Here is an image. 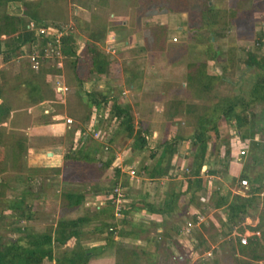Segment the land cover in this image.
I'll return each instance as SVG.
<instances>
[{
	"label": "rangeland",
	"instance_id": "rangeland-1",
	"mask_svg": "<svg viewBox=\"0 0 264 264\" xmlns=\"http://www.w3.org/2000/svg\"><path fill=\"white\" fill-rule=\"evenodd\" d=\"M37 1L41 2V8L46 9L44 14L53 15L55 23L72 24L76 35L79 54L76 72L78 77L87 79L81 87L77 85L72 71L63 69L61 53L58 59H49L47 62H42L41 65L51 66L55 63L56 68L61 69V75L52 77L54 78L53 84L55 81H59L67 90L63 97L57 95L56 99L53 96L52 111L62 113L71 120L70 124H66V119H64V123L69 126L67 135L65 134L68 136L66 137L67 143L69 145L73 143L71 138H74L73 133L78 129H80L78 131L80 134L77 137L80 140L73 146L70 145L72 150L66 144L62 155L63 161L57 167L39 165L31 168L27 166L23 155L21 172L11 173V175L20 174L22 181L20 183L11 181V190L6 192L5 198L17 200L27 191V204L23 209H28L32 218L29 221L19 220L18 216H13L12 212L0 208L1 212H4V218L0 220L2 242L9 239H24L28 233L50 232L52 238L57 237V222L69 221L78 217L91 218L98 206L102 207L106 204L108 198L105 196H109L112 189L119 185H114V182L121 184L122 180H126V187L122 188L119 185L123 195L128 196L125 197V201L121 205L127 206L134 201L137 203V207L141 206L139 203L144 197L142 195L147 194L148 191H150L149 195H154L152 200L158 201L160 196L171 187L174 188L178 183L184 185L185 179L183 178V182L181 172H187L190 162L189 145L176 141L174 143L175 155L173 158L171 157L172 160L167 165L169 177L163 181H158L156 178L150 181L147 177L154 168L158 156L155 146L165 139L171 141L177 135L183 136V138L190 136L196 125L194 115L191 113L197 112L201 107L213 104L215 95L223 97L238 94L247 99V91L254 81L255 70L244 68L238 61L244 60L246 51L264 55V0L261 2L254 0H183L185 5L180 13H168L166 10L160 12L154 6L147 7L145 10L139 4L140 0H34V2ZM206 3L213 6L215 10L236 9L239 10V15L245 14L248 17L242 19L237 17L234 23L228 24L225 28H214L213 38H210L206 31L198 29L199 12ZM54 7L55 9H53ZM20 11L19 8L9 7L6 13L14 17L18 16ZM73 14L76 17L75 20H73ZM190 26H193V29H189ZM159 27L166 28L167 33L164 35L154 34L153 30ZM102 29L106 32L105 37L96 40L94 44L106 57L108 68L105 75L95 76L87 71L89 62L84 56V45L91 33ZM257 38H260V48L256 47L255 40ZM35 45L38 43L36 42ZM232 47L238 54V61L235 67L227 68L225 71L224 79L229 82L227 84L217 83L213 88L214 92H208L202 96L198 92L197 86L186 81L187 74L190 70L195 69V65H202L208 75L220 74V64L225 63L226 59L225 51ZM212 57L217 61L211 60ZM21 67L24 68L23 70L29 71L24 56L13 57L6 62H3L0 56V83L7 82L13 86V83L16 82L13 81L14 75L23 73ZM40 81L49 91L51 80H48L49 85H45L41 79ZM84 91L96 93L109 91V96L116 98L119 106L129 108L133 131L131 138H126L124 131L116 132L118 121L108 120L106 110L94 112L93 109L84 110L78 107V100L85 99ZM73 92L80 97L75 98L72 95ZM15 98L11 94L10 100L16 106L20 105L18 104L19 100L14 101ZM249 113L254 125H263V102L251 107ZM83 115H88L87 122L82 123L78 120ZM162 116H164L163 119L168 118L170 122L167 124L171 125L170 128L163 131L164 136H162V129H159ZM91 123L93 125L91 130L97 132L99 138L91 137V130L88 129V125ZM173 123H176V126ZM257 126H254L253 131L255 137L246 142L239 139L233 123L223 119L217 122V134L207 133L209 170L215 171L214 175L218 178L214 181L213 186L218 189L220 186L237 188L241 192L243 189L238 188L237 182L240 181L239 177L242 175L246 174L252 177L261 174L264 178V129ZM153 132L157 133L156 140L151 137ZM137 133H140V137L143 136V138L147 136L150 146L144 145L140 149L132 147L134 143H137L134 142V139L138 140V138H134ZM107 139H111L112 142L106 143ZM80 145L82 146L81 150L79 149ZM90 146L97 149L94 163L84 164L82 161L73 159L79 157L82 150L84 151L86 147ZM104 146H107L106 151L103 150ZM227 146L233 150L235 148L236 153L239 152L240 147H244V154L235 157L240 173L234 176V182L225 180L230 160L229 157L223 156ZM151 154H153L152 158H150ZM108 157H112V161L109 166L102 169L100 163H103ZM181 157H187L188 161L182 162ZM116 165L120 169L118 171H121L117 177L114 174ZM128 168L135 171L137 178L134 176L131 181L126 178L124 172ZM204 171L200 170L202 176L206 173ZM204 180L206 181V179ZM245 181L248 190L249 182ZM69 190L81 191L83 195V199L77 207H67L66 200L61 196L63 191ZM213 191L216 192V190ZM203 195L206 196L205 193ZM215 198L214 192L208 199L202 198V194L193 195L188 204L189 195L180 197L178 199L180 209L171 216L165 217L163 226L158 229L148 224L151 218L146 216L141 208L140 211L130 214L126 220L142 225L144 233L137 232L128 224L123 225L124 232L130 231L137 234L136 240H132V235L118 237L117 233L121 228L119 222L122 216L115 219V223H112L110 219H104V223L113 224L109 227L112 228L113 238L119 247L115 246L105 250L97 246L100 244V240L105 237L106 232L98 229L100 221H89L81 227L80 235L76 239H70L63 244L54 241L51 250L54 257H59L60 254L70 250L75 243L79 242L82 248L94 254V257L90 258L92 261L90 264H98L95 262L96 259L103 258L114 257L119 261V255L112 256L117 247L127 253L133 252L136 264H179L177 261H171L170 258L169 252L174 251V248L169 246L174 241L181 246L185 253L184 264H264V258L255 262L250 260L249 256L242 257L238 254L231 230L229 231L228 226H222V222L218 221L224 217L223 212L217 213L212 209ZM252 210L247 220L253 219L258 214V211ZM192 215L196 217L195 222L198 218H202L201 225H193L194 229L189 236L180 237L179 230L183 228L185 221L193 220ZM238 227L242 231L244 230L241 226ZM238 227L237 232H239ZM14 228H20L22 232H11V229ZM161 232L163 235H160ZM150 237L149 243H146V238ZM89 246H92V249L88 248ZM144 251L151 254H145ZM208 252L209 257L206 256ZM261 256L264 257V254ZM49 264H53V262Z\"/></svg>",
	"mask_w": 264,
	"mask_h": 264
},
{
	"label": "trees",
	"instance_id": "trees-1",
	"mask_svg": "<svg viewBox=\"0 0 264 264\" xmlns=\"http://www.w3.org/2000/svg\"><path fill=\"white\" fill-rule=\"evenodd\" d=\"M260 1V0H254ZM19 3L21 11L18 16L11 17L6 13L7 6H13L12 4ZM139 4L147 10V7L154 6L157 11L166 10L168 13H180L183 11L185 3L183 0H140ZM55 9V7L53 8ZM46 9L41 8V2L34 0H0V56L3 62L9 61L13 57H26L31 53L34 43L36 41L35 30L39 28H60L68 23H55L53 15H46L44 12ZM239 10H215L213 6L208 3L205 4L204 8L199 12V27L206 31L210 38H213L214 28H225L234 23L235 18H246L248 15H239ZM55 14V13H54ZM73 14V20H75ZM190 23V22H189ZM31 25V29H27V26ZM189 29H193L190 26ZM104 29L98 30L95 33H91L90 38L85 42L84 45V56L87 57L88 73L95 76H103L107 73L108 61L101 51L98 50L94 42L105 37ZM154 34L164 35L167 33L166 28L159 27L153 30ZM159 37V36H157ZM209 38V39H210ZM212 40V39H211ZM212 42V41H211ZM256 47L260 48V38L255 40ZM258 49V48H256ZM59 51L63 57V69H70L73 73L77 85L81 87L87 79L80 78L77 75V65L79 60L78 45L76 43V35L74 31L66 32L60 38ZM23 55V56H22ZM237 53L235 48H228L225 51V63L220 64V74L208 75L205 73L202 65H195V69L190 70L186 76L188 83L197 86L198 92L205 96L208 92H212L214 86L217 83L227 84L229 81L224 79L225 71L227 68H233L238 61ZM26 60V59H25ZM216 60V58H211ZM217 61V60H216ZM47 62V61H45ZM241 62L244 68H253L255 70L254 81L247 91L248 98L244 99L241 95L230 94L223 97H217L215 95V101L208 107H201L197 112L188 114L194 115L195 118V129L187 136H174L171 141H165L158 143L155 148H161L160 156L158 157L154 168L151 170L150 178H166L168 175L167 165L174 154L175 142L176 141H188L190 147L189 159L190 167L187 168L186 173H182L185 178L186 190L192 193L201 188L200 180V168L207 164V144H208V132L217 134V122L223 119L226 122H232L233 127L238 132V137L241 141L252 139L255 137L254 134V122L250 116L249 109L257 103H264V55H256L250 51L245 52V58ZM28 64V63H27ZM23 70L24 68L21 67ZM61 75V69L56 68L55 63L51 66L40 65L38 70L29 71L23 70V73H17L14 75L13 86H10L7 82L0 83V208L12 212L13 216H18L19 220L29 221L32 216L28 209H23L27 204L25 191L24 195H21L17 200H7L6 192L10 189V182L16 181L20 183V173L22 169V158L25 149V138L12 132H6L4 123L10 125V111L14 108L12 105L10 96L13 94L27 106L36 105L42 102L45 95L42 94L41 80L47 76L56 77ZM214 92V91H213ZM85 99H80L77 102V106L84 110L95 111H107L108 120H117L116 132H125L126 138H131L132 127H131V111L127 107H121L117 104V100L114 97L109 96L110 92H83ZM57 99V98H56ZM54 101H52L53 104ZM61 107L59 106V109ZM69 115V113H67ZM250 116V117H249ZM82 123L87 122L88 115H83L78 118ZM263 125H259L260 129H264V117ZM257 126V127H259ZM242 130V131H241ZM134 142L139 141V144L134 143L132 147L140 149L146 145V139L143 136L140 137V133L134 135ZM186 139V140H185ZM111 139H107L106 143H111ZM137 144V145H136ZM233 149L225 147L223 156L229 157V153ZM80 152V151H79ZM97 149L94 146L86 147L82 150L79 157L73 158L75 161H82L84 164H92L95 162L94 155ZM153 154L150 155V158ZM112 161V157H108L103 163H100V167L106 168ZM166 164V166H163ZM115 176H119L121 173L118 169H114ZM14 175H11V173ZM209 174H215V171L209 170ZM240 180H248L249 188L247 190V197L242 198L237 195H233L228 204H225L223 193L217 189L214 194L216 196L214 207L224 208L225 223L224 226H228L229 231L233 227H238L242 220L247 214V210L255 206L258 202V196L264 192V179L262 175L256 174L250 177L249 175H242L239 177ZM245 178V179H243ZM235 178L231 179L234 182ZM126 180H122L121 184L114 182L113 184H119L120 187H126ZM107 194V192H105ZM62 198L66 200V206L69 208L77 207L83 198L81 191H63ZM178 191L175 187H171L168 192L164 195L162 202L158 203L155 207L153 205L140 201L139 207L137 203L132 201L129 205L123 206L120 210L122 216L120 231L117 233L119 237H125L132 235L135 238L137 235L135 232H124L123 225L128 224L136 229L137 232H142V225L132 224L126 219L130 214H134L143 208L145 211L150 213H160L169 215L174 211V205L178 198ZM107 198V196H105ZM127 198L128 196L125 195ZM4 203V205H2ZM262 205H264V197L262 199ZM3 206V207H2ZM1 212V209H0ZM114 212V205L107 202L102 207H98L95 210V214L89 217H78L69 221H59L56 224L57 237L52 238L50 232L45 233H28L26 236L20 239L11 240L6 242L1 241L0 237V264H87L93 254L90 251L82 248L80 243L77 242L74 246L60 254L59 257H54L51 245L54 241L59 244H63L70 239H76L80 235V229L83 225L89 221H100L99 230L106 232L103 238L106 247H110L114 244L113 232L107 231L110 228L108 223H104V219H110L112 221ZM4 212L0 214V220L4 218ZM222 225V226H223ZM250 231H256L259 233L258 237L251 236L247 238L245 245H240L238 241L235 242V249L242 257L249 256L250 260L258 262L264 257V211L258 213V223L254 228H250ZM192 231V230H191ZM238 231L242 232L238 227ZM11 232L21 233L22 229L14 228ZM191 234V232H190ZM166 236V234H164ZM180 237L182 235H179ZM22 243V244H21ZM174 248V251H170V258L173 256H180L181 261L179 264H184L183 256L184 252L180 245L176 242H172L169 246ZM168 248V247H167ZM115 253L120 257V264H136L134 261L135 254L133 252L127 253L122 248H117Z\"/></svg>",
	"mask_w": 264,
	"mask_h": 264
},
{
	"label": "crops",
	"instance_id": "crops-1",
	"mask_svg": "<svg viewBox=\"0 0 264 264\" xmlns=\"http://www.w3.org/2000/svg\"><path fill=\"white\" fill-rule=\"evenodd\" d=\"M261 1L262 0H260V2ZM12 5L13 6H7L6 10H8L9 7H15V8L21 9V6L19 3L12 4ZM15 11H17V10H15ZM8 15H10V14H8ZM53 79L54 78H52V76H47L44 78V81L42 80L45 85L46 84L49 85L48 80H51V87H50V90L48 91L45 88L46 86H43V84H41L42 94L45 95V98L42 102H40L36 105L27 106V105L23 104L22 101H20L17 98V96H19V95L16 94V96H15L16 98L14 99V101L16 102L19 100L18 104H20V105L16 106L15 103L13 101H11L12 105H14V108H12V110L10 111V118H11V120L9 121L10 125H8V123L3 124V126L6 127V130H7L6 132H12V133H15L17 135L23 136L25 138V143H24L25 149H24L23 155L25 156L27 166H29L31 168L34 166L37 167L39 165H41V166H52V167L56 166L57 167L61 163V161H63L62 155H63L64 147L66 146V144L69 145L67 143L68 139H66V137H68V136H66L67 135L66 132H67L69 126L64 123V119H67V117L65 115H63L62 113H56V112L52 111V107H53L52 98H53V96H54V98L58 97L56 92H55L56 90H55V87L53 84V82H54ZM47 93H49L50 97L47 96ZM72 95L75 96V98H77V99L80 97V96H77V94L74 92L72 93ZM62 97H63V95H62ZM62 97H60V98L62 99ZM155 107H153V108L155 109ZM165 114H167V113H165ZM163 115H164V113H163ZM163 117L164 116L161 117V119H162V122H160L161 124L159 123V129H162L161 130L162 132L164 130H167V128L171 127V125L167 124L168 122H170V121H168V118L165 117V119H163ZM166 119H167V121H166ZM173 125L176 126V123H173ZM79 130L80 129L74 131V133H73L74 138L73 137L71 138L73 143H70V145L73 146V144H75L76 142H78L80 140L77 137L80 134V133H78ZM164 134L165 133L163 132L162 136H164ZM175 135H177V134H175ZM178 136H180V135H177V137ZM145 137H146V145L145 146H150L149 142L147 141L148 140L147 136H145ZM151 137H153V139L156 140L157 139L156 138L157 133L153 132ZM246 141L247 140H245L243 142H246ZM181 143H185V145H188L187 140L186 141L183 140V141H181ZM72 146H70L71 150L73 149ZM81 147L82 146L80 145V148H79L80 150L82 149ZM155 149H156V151L158 150V152H157L158 156L156 158V159H158V157L160 156V153H161V148H155ZM236 152L237 151L234 148V150H232V152L229 153V159L230 160H229V164H228L227 175H225L226 181H231L232 178H235L234 176L236 174L240 173V171H239L240 169H238V167H237L238 162H236V158H235ZM174 155L175 154L172 155V158L174 157ZM172 158L170 160H172ZM180 160L182 162H184L185 160L188 161L187 157H183V158L181 157ZM156 161L157 160H155V163H156ZM155 163H154V165H155ZM207 164H208V160H207ZM207 164L200 168V170L202 168L205 170L204 173L206 172L205 175H203V176L200 172V176H201L200 179L203 180V181H201V188L200 189H198L194 193L192 191V193H191L190 191L186 190V184L183 185L182 183H178V185L175 186V190L178 191L179 196L176 200V203L174 205V211L172 213H170L169 215H164V214H160V213H150V212L145 211L142 208L143 211L145 212L144 214H146V216L151 218L150 219L151 221L149 220V223H148L150 226H153L154 228L156 227L155 229H158L160 226H163L164 218L171 216L172 214L176 213L180 209L179 203H178V199L180 197L189 195V200L187 202L189 204L191 202L190 199L193 197V195L199 196L200 194H202V198L208 199V197L211 196V194L214 192L213 191L214 188L216 190L218 189L217 187L213 186L214 181L218 178L214 174L208 173L210 165L209 164L207 165ZM187 167L188 168L190 167V162H189ZM184 169H185V167L183 168V170ZM143 170H144V168H143ZM150 172H149V174H150ZM182 173L183 172H181V176H182ZM149 174H148L147 179L150 181L154 180V178H152V179L150 178ZM208 177H210L211 180H208ZM183 178L184 177L182 176V181L185 179V178L184 179ZM156 179L158 181H160V180L163 181L166 178H156ZM204 179H206V181ZM237 185H238V182H237ZM218 190L220 191V193H223L225 204L229 203V201L231 200V197L233 195H237V196L242 197V198L247 197V194H246L247 189L245 192H244V190H241L240 193H242L243 195L237 194V191H238L237 188L233 189L232 187L220 186V189H218ZM225 190H226V192H224ZM166 192H168V191H166ZM166 192H164L160 196L161 198L158 199V201H153L152 199H153L154 195H149L150 191H148L147 194L145 193V195H142V196H144L142 201L144 203L158 207L157 204L163 201L164 195L166 194ZM204 193L206 194V196L203 195ZM227 196H228V198H226ZM263 197H264V192L259 194L257 204H255V206H253L252 208L247 210V214H246L245 218L239 224V226H241L244 229L243 231H247L248 233L254 232V231H250L249 229L254 228L256 226V224L258 223V214L255 217H253V219H251V220H247V217L251 213V211H253L252 209H254L255 211H258V213L260 211L264 210V205H262ZM188 206L191 207L190 205H188ZM193 208L195 209V207H193ZM197 209H199V208H197ZM212 209L217 213L223 212L222 215L224 217H221L222 218V219H220L221 221L218 220L219 222H222V224L221 223L220 224L223 225L225 223L224 208H215L213 206ZM195 219H196V217L193 216V220H190V221H192L194 223ZM132 224H139V223H132ZM200 225H201V223H200ZM233 228H232V230H233ZM232 230H231V232H232ZM142 232L144 233L145 230L143 229ZM160 235H163L162 232L160 233ZM125 237H127V236H125ZM136 237L133 238L132 240H136L137 239ZM150 239H151V237L149 239L146 238V243H149ZM113 242H114V244L112 246L106 247L103 239H101L100 244H98L97 246L102 247V249H105V250L110 249L112 247L114 248L115 246H118V245H116L117 242L114 240V238H113ZM235 242H236V240H235ZM88 248L92 249V246H89ZM149 252H151V251H149ZM144 253L145 254H151L148 252L146 253L145 251H144ZM91 254H93V253H91ZM113 254L114 255H112V256L117 255L114 252H113ZM93 257H94V254H93ZM145 257H148V255H145ZM91 262H92L91 259H89L87 264H90ZM95 262L98 264H101V263H103V264H110V263L111 264H120V257H119V261L113 257L111 259H108V258L107 259H104V258L103 259H96Z\"/></svg>",
	"mask_w": 264,
	"mask_h": 264
},
{
	"label": "built area",
	"instance_id": "built-area-1",
	"mask_svg": "<svg viewBox=\"0 0 264 264\" xmlns=\"http://www.w3.org/2000/svg\"><path fill=\"white\" fill-rule=\"evenodd\" d=\"M31 28H32L31 25L27 26V29H31ZM71 31H73L72 24H66L64 26H61L60 28L49 27V28L36 29L35 30V35H36L35 43L37 42L38 45H35L34 43L31 53H29L25 57L26 62L28 63V67L32 71H36L38 70L42 62L49 61V59H58V57L60 56V51H59L60 38L62 37L64 33L71 32ZM172 41H175V39H172ZM54 87H55V90H56L55 92L57 95H63L67 90L66 87L63 84H61L59 81H55ZM65 122L66 124H70L71 120L66 119ZM92 126H93L92 123L89 124L88 129L91 130ZM91 137L95 139V138H99V135L97 132H93V130H91ZM243 148H244L243 146L240 147L239 152L236 153V155H238L239 157L242 156L244 154ZM103 150L106 151L107 146H104ZM116 169L120 170L118 166L116 167ZM202 171H204L203 168L201 169V172ZM119 172L121 173V171ZM124 174L126 175V178H128L131 181L134 179L135 171L128 168V170H126ZM208 180H211V178L208 177ZM238 188L245 190L247 188V182L245 180H240L238 182ZM120 192H121V189L119 188V185H116L112 189L111 193H109V196H107L108 200H110V203L114 205L112 223H115L114 220L121 216L120 210L123 207L121 203L125 201V196L123 195L122 192L121 193ZM237 194L243 195L242 193H240V190L237 191ZM201 222H202V218H198L195 223H193L190 220L185 221L183 228L179 230V235L189 236L191 230L194 228L193 225L200 224ZM111 230L112 228L110 227L109 231ZM236 230H237V227H234L232 230V236L233 238H235V240L238 241L240 245H245L247 238L251 236H254V237L259 236V233L256 231L251 232V233H248L247 231H242L241 233H239ZM206 256L207 257L210 256L209 252L206 253ZM181 260L182 258L180 256H173L171 258V261L178 262Z\"/></svg>",
	"mask_w": 264,
	"mask_h": 264
}]
</instances>
